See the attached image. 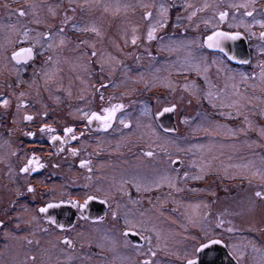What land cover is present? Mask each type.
Segmentation results:
<instances>
[{"label": "flooded vegetation", "instance_id": "1", "mask_svg": "<svg viewBox=\"0 0 264 264\" xmlns=\"http://www.w3.org/2000/svg\"><path fill=\"white\" fill-rule=\"evenodd\" d=\"M145 1L155 5L163 4L168 8V25L157 32L158 39L147 45L141 41L142 46L134 50L129 44L124 51H132L133 55L119 56L122 63L114 65V71L106 63V70L101 73L99 64L94 63L90 70L91 75L85 74L86 83L83 87L87 89L85 95L89 100L92 99V86L99 87L102 82L109 85L102 89L105 102H108V97H114L112 103L125 105L117 113L118 119L113 121L111 128L104 131L97 122H93L91 129H86L84 122L73 120L67 114V100L60 106L58 124L75 125L77 135L81 131L85 135L81 138L83 143L69 141L63 152H58L59 142L49 144L46 135L42 138L37 133L34 140H29L22 135L9 136L7 130L0 127V264H140L141 260L148 257L140 255L139 252H146L148 245L135 235H130L127 238L128 243H125V238L121 235L124 217L142 224L144 234L151 236L153 248L157 250V256L152 259L164 264L166 261L177 260L175 255H166V252L182 254L183 249L192 243L191 240H185V236L198 229L188 223L189 218L200 220L209 211L211 215L206 221H202V226L214 228L218 217L224 220L223 227L217 231L221 233L226 244L234 246L240 260L237 262L231 257L237 264H264V200H259L254 195L255 191L264 189V185L258 179L249 183L245 177L250 173L244 172V166L264 164L261 159L264 148L257 147L256 144L249 147L245 143L253 140L261 142L255 132H249L247 136L238 135L235 141L225 138L227 128H236L239 122L225 119L218 114L221 111L225 114L234 112V109L221 107V104H230L232 100L239 99L240 96L234 95L236 89H239L241 96L259 98L254 99L253 103L264 108V87L259 76V64L264 61V41L259 38V33L264 28L254 24L251 31L255 35L251 37L243 26L229 28L230 24H238L241 19L249 24L253 20L264 21V0H256L253 17H244L243 8L237 12L236 9L228 7V4L243 3L245 0ZM41 2L68 7V0H27V3ZM123 2L124 5H133L132 0H117L118 5ZM205 3L215 7L198 12L194 22L190 24L186 19L187 13ZM4 4L9 7L5 8ZM187 4L193 7H182ZM22 7H25V0H0V44H3L4 37L9 34L7 26L10 24H16L18 28L21 25L36 27L30 23L31 16L21 18L15 14ZM117 7L113 11L110 8V14L102 15L103 17L98 14H81L77 9L73 20L67 25L66 39L71 42L92 39L90 34L75 33L72 25L95 22L102 26L108 36L123 45L124 41L120 37L125 30L130 40L132 27H137L139 33L144 35L149 24L158 19L155 8L141 7L134 10L140 13L138 16L133 12L128 18L129 8H126V14L118 19L115 15ZM221 10L229 12L225 22L220 24L221 30L242 33L241 39L246 43L249 62L240 64L228 61L227 72L217 73L215 66L210 69L211 91L219 96L214 101L217 105L214 109L207 99H201L198 103L196 96L183 92L180 86L195 81L200 93L208 90L195 72L187 71V65L191 61L203 60L211 64L213 60L222 58L218 50L198 46L202 34L206 32L202 21L218 17ZM145 11L153 13L149 21L143 19ZM233 13L236 14V19H233ZM68 15L73 16V13L69 12ZM60 18L58 17L57 22ZM101 22L109 24L103 26ZM197 23L199 28L195 26ZM174 24L177 26L173 27ZM31 35L34 36L35 32ZM159 37H164L163 42ZM30 46L31 41L15 47L18 50L20 47ZM225 46L229 52L234 50L229 41L225 42ZM87 50L90 52L92 49ZM96 50L103 53L105 61L109 53L119 55L115 53L109 39H105L103 44H97ZM38 51L39 46L34 49V53ZM65 54L71 55L67 51ZM3 55L10 56L11 49L6 53L0 52V65L4 63ZM43 59L44 57L36 56L34 60L15 65L21 69L20 78L28 81L34 69L41 67ZM243 76L249 79L244 80ZM16 78L15 71L0 72V94L7 95L9 90L6 85L9 82L14 84ZM168 83L177 86L176 97L183 96L182 102L190 105L188 113L181 105L173 112L175 131H165L155 117L158 106L155 97L164 96L168 101L173 99L168 89L163 86ZM79 87V82H75L71 105L83 107V103L75 98ZM44 98L47 100L46 94ZM12 102L14 106V98ZM97 103L98 100L89 107L95 108ZM146 107L151 110L150 115L143 114ZM3 111L0 109V113ZM251 118L254 122L264 124V118L258 115ZM120 119H124L130 127L124 128L119 122ZM184 120L187 124L182 122ZM4 123H8V118L0 116V124ZM221 125L225 127H219ZM20 127L36 131L28 123H21ZM177 133H181L189 141L180 143L176 138L174 141H165L166 138L174 139L173 135ZM182 144L187 147L181 146ZM70 147L79 149L76 156L68 154L67 149ZM33 149L47 166L31 176L19 175L18 166L25 162L24 153L30 154ZM181 149L188 150V154H184L186 158L180 153ZM13 151H18V156H12ZM146 151H152L154 155L148 157L144 155ZM49 153L52 155L49 156ZM82 159L90 161V164L81 168L79 165ZM173 160L177 163L173 164ZM51 163H59L61 166L53 169ZM199 166H205L208 170V175L202 181H177L175 188L163 181L164 177H182L184 172L194 174ZM229 166L233 168L230 170ZM88 167L92 169L90 173ZM40 181L43 183H39ZM27 184L36 188L35 195L26 192ZM86 184L93 192L99 188L102 190L101 195L104 192L110 193L111 208L98 201L90 202L88 220H78L74 210L68 208L38 213L40 206L57 201L62 193L64 199L69 198L68 193L73 198L82 195ZM137 186H140L139 192ZM192 187L210 189L215 196L208 191L192 192L189 190ZM146 188L150 190L145 191ZM17 191L20 195H17ZM206 203L210 208L204 207ZM113 209L118 213V221L112 219ZM34 215L36 220L32 219ZM48 215L64 224V229L48 224L44 218ZM184 225H187V232ZM228 227H232L234 231L229 233ZM64 237L71 239L74 246L62 244L60 241ZM219 248H225L229 252L221 244L216 245L218 254ZM216 257L218 260L223 259L222 256Z\"/></svg>", "mask_w": 264, "mask_h": 264}, {"label": "snow or ice", "instance_id": "2", "mask_svg": "<svg viewBox=\"0 0 264 264\" xmlns=\"http://www.w3.org/2000/svg\"><path fill=\"white\" fill-rule=\"evenodd\" d=\"M256 0H245L243 3H231L228 4L229 8H234L237 12L243 8L244 17H253L255 12ZM5 8H8V4H4ZM125 8H132L135 10V5H125ZM139 7L144 9L156 8L158 13V19L154 22H151L147 27L146 34L141 35L137 27L131 28L130 40L127 35V31L121 35L120 39L124 41L121 45L117 40L112 39L107 33L103 30L102 26L98 25L95 22L88 24H73L72 29L75 33H84L90 34L92 39H81L76 42H71L66 39L67 25L74 18V14L77 12V9L81 14L88 12L93 13L101 8L99 0H68V7H63L62 4H46V3H27L25 0V7H22L16 10L15 14L18 17L31 16L30 23L35 25V28H29L26 25H21L19 28L16 24L8 25L9 34L4 37L3 44H0V52L6 53L11 49V55H3L4 63L0 65V72L2 71H15L16 80L9 82L6 87L9 90L7 95L0 94V109H3V113H0V116L7 117L8 123L0 124V127H3L7 130L9 136L13 135H22L29 140H34L37 136V133L43 138L45 135L47 137L49 144H55L59 142L58 152L64 151V146L69 143V141H77L83 143L81 138L85 135V132L81 131L77 135V129L75 125H70L65 123L60 126L58 124L60 106L64 100L69 101L68 105V115L73 118V120H80L84 122L86 129H91L93 122H97L100 129L107 131L112 127L113 121L118 119L117 113L124 109L125 105L123 103H112L111 101L115 99L114 97H108V102H105V96L102 89L109 87L108 84L99 83V87L92 86V99L89 100L85 92L87 89L83 87L86 83L85 74L91 75V67L94 63L99 64V70L103 73L107 67L114 71V65L122 63L119 59V56H131L133 55L132 51L125 52L124 48L129 47V44L133 46V50L136 47H141V41L144 45L150 44L152 41L157 40V32L166 28L168 25V8L165 5H155V4H140ZM185 9L192 8L191 4L182 6ZM212 4L205 3L202 7L196 8L194 11L188 12L186 19L191 24L194 22V17L197 16L198 12H203L208 8H214ZM251 8V10H249ZM27 9V10H25ZM44 9L47 11L45 12ZM103 13H108L110 10V5H103ZM119 11V7H117ZM73 13V16L68 15V13ZM11 15V13H9ZM153 13L151 11H145L143 14V19L149 21ZM215 16V14H214ZM229 16V12L221 10L218 13V17L204 19L202 22L206 27V32L202 34L201 41L198 46L205 47L207 49L218 50L222 54V58L219 60H213L211 64L207 60L203 61H191L187 65L188 72H195L198 78L204 81V84L207 86L208 90L200 93L198 86L195 81L191 83L184 84L180 86L183 92H188L190 95L196 96L197 102L199 103L201 99H207L212 108H216L217 105L214 102L216 99H219V96L214 94L211 91L210 84V69L215 66L217 73L227 72L228 61H235L240 64H247L249 61L245 59H237L233 54H230L226 49V41H237L241 39L242 33L239 31L231 32L221 30L220 24H223L226 18ZM58 17L59 22H57ZM177 19H180V16H177ZM233 19H236V14L233 13ZM254 24H258L261 28H264V21L253 20L252 23H245L242 19L238 24L229 25L231 27H244L245 32L249 37L254 36L255 33L251 31V28ZM177 25H173L176 27ZM199 28V23L195 25ZM32 32H35V35H31ZM259 38L261 41H264V31L259 33ZM105 39L111 41L112 47L115 50V53L119 55L109 53L107 56V61L103 58V53H98L96 50L97 44H103ZM160 41L163 42L164 37H159ZM31 41L30 47H20L16 49L17 44L28 43ZM196 43V41H193ZM71 45V46H70ZM81 45L85 46L84 48ZM39 46V51L34 53V49ZM87 48L92 50L89 52ZM70 52L71 55H66L65 53ZM36 56L44 57L42 65L39 69H34L32 77L28 81H25L20 78L21 69L15 67V65L20 64L22 61L27 63L29 60H34ZM13 62H15L13 64ZM11 66V67H10ZM260 80L261 85L264 87V61H261L260 64ZM184 74V73H178ZM232 78V77H229ZM244 80H248L249 77L243 76ZM67 79V84L65 80ZM252 79H255L253 77ZM75 82H79V92L76 95V99L83 103V107L71 105L73 99V86ZM166 89H168L169 95L173 97L172 100H165L164 96H156L155 101L158 105L155 117L159 119L164 116L166 113H173L179 106V103L183 101V96L177 98V86L172 84H164ZM145 87H148L145 84ZM45 94L47 95V100H45ZM97 94H99L97 96ZM236 96H240L239 99H234L230 104H221V107H229L234 109V112H229L225 114L223 111L218 114L221 117L229 120H236L239 122L236 128L228 127L226 133H224L225 138L236 140L238 135L247 136L249 132H255L259 137L261 142L255 140L251 143L245 141L249 147L252 144H256L257 147L264 148V124H259L254 122L251 118L254 115H258L261 118H264V108H261L259 105L253 103L254 99H259L257 97H244L239 93V89H236L234 93ZM13 98L16 103L13 106ZM98 100L95 108L89 107V105L95 103ZM48 101H51L49 103ZM191 101H189L190 103ZM151 110L149 108L144 109V115H150ZM30 113V114H28ZM120 124L124 128H129L130 125L125 122L124 119L119 120ZM186 122V121H182ZM21 123L31 124L32 127H35L36 131L28 128L24 130L20 127ZM11 125V126H9ZM219 127H225L223 125ZM165 131H174V129L166 128ZM70 156H76L79 149L76 147H70L67 149ZM12 156H18V151H13ZM49 156L52 153L48 154ZM144 155L151 157L154 155L152 151H146ZM261 159L264 160V156H261ZM23 160L25 161L18 166V174L23 176H31L35 172L43 170L47 165L42 160L41 156L37 155L36 150L33 149L32 152L24 153ZM173 164H176L177 161L173 160ZM90 164L88 160H81L80 167L84 168ZM61 165L59 163H51L53 169L59 168ZM247 167V166H245ZM11 172V168L9 169ZM92 171L91 167H88V172ZM208 175V170L205 166H199L198 171L194 174H189L184 172L182 177H164L163 181L167 182L170 187L175 188L177 181H202ZM249 180V183L253 179H258L262 185H264V168H257L254 171H251L249 176L245 177ZM90 179V177H88ZM39 183H43L40 181ZM26 192L32 195L36 194V188L32 184H27ZM159 187V182L157 183ZM85 191L82 195L72 197L71 193H68L69 198L64 199L63 193L61 197L55 202H47L38 208V213L44 214L48 213L50 209H62L68 208L74 210V214L78 217V220H88L90 217L87 214L90 202L98 201L102 205H106L111 208L110 198L111 194L104 192L101 195V189L97 188L94 192L90 189L89 185L84 186ZM122 190V185L121 189ZM140 186H137V191L139 192ZM150 189H145L149 191ZM178 191L182 189H177ZM192 192L197 191H208L211 195L215 196L214 192H211L210 189H197L192 187L189 189ZM17 195H20V192L17 191ZM255 197L259 200H264V189L257 190L254 193ZM205 208H210L209 204H204ZM211 215V212L204 213V216L200 220H194L189 218L188 223L198 231L190 233L185 236V240H191L192 243L186 246L181 253H169L166 252V255H175V258L181 262V264H220L217 257L213 255L215 249L214 246L223 244L224 247L229 249L228 255L232 256L234 259L239 262L240 256L234 251V246L226 244L221 236V233L217 229H221L224 225V220L217 218L215 227H204L202 226V221H206ZM111 216L113 221H118V213L115 209L111 211ZM48 224L59 227L61 230L64 229V224L58 223V221L48 215L44 217ZM33 220H36V216L32 217ZM18 226V225H17ZM187 232V225L183 226ZM47 231V229H43ZM227 231L229 233L233 232L232 227H228ZM81 235V233H77ZM121 235L125 238V243H128L127 238L130 235L139 236L141 240L145 241L148 245L146 252H139L140 255H146L148 258L141 260L140 264H161V262L156 261L152 258L157 256V250L153 248L151 236L145 235L142 230V224L138 221L130 219L128 217L123 218V229L121 230ZM62 244L73 247V241L67 237H64L60 241ZM157 249L159 245L156 246ZM71 260V257H69Z\"/></svg>", "mask_w": 264, "mask_h": 264}, {"label": "rangeland", "instance_id": "3", "mask_svg": "<svg viewBox=\"0 0 264 264\" xmlns=\"http://www.w3.org/2000/svg\"><path fill=\"white\" fill-rule=\"evenodd\" d=\"M132 2H133V5H135L136 7H139V5L140 4H150V3H148L147 1H145V0H132ZM100 5H101V8L99 9V10H97V11H95V12H93V13H88V12H85V14H98V15H106V16H108L109 14H110V11L108 12V13H103V5L104 4H108V5H110V8H111V10L112 9H115L116 7H117V5H118V3H117V0H111V1H109L108 2V0H100ZM125 5H124V2L123 3H121V4H119L118 5V7H119V11H117L116 10V12H115V15L117 16V18L118 19H120V17L121 16H124L125 14H126V8L124 7ZM135 7V8H136ZM113 11V10H112ZM134 11L132 10V8H129L128 9V12H127V17L128 18H130V15H131V13H133ZM155 12H157V10H156V8H155ZM135 13V15L136 16H138L140 13L139 12H137V11H135L134 12ZM103 17V16H102ZM108 22H101V24L103 25H108L107 24ZM103 25V26H104ZM105 28V27H104ZM49 102V101H48ZM49 103H51V102H49ZM179 105H181V108L182 109H184L185 110V112L186 113H188L190 110V105L189 104H187L186 102H180L179 103ZM158 107V106H157ZM185 119V118H184ZM184 121H186V120H184ZM184 123V122H183ZM183 123H182V125H183ZM185 124H187V122H185ZM180 134V135H179ZM178 136H180V139H179V137ZM167 137V136H166ZM173 137H174V139H165V141H167V140H169V141H174L175 140V138H176V141H179L180 143H185V142H188L189 140H187V139H184L183 138V135L181 134V133H177L176 135H173ZM181 146H183V147H187V146H184L183 144L181 145ZM180 153L181 154H183L182 156H184L185 158H186V156L184 155V154H188V150H183V149H181V151H180ZM207 153V152H206ZM234 167H235V165H234ZM233 168V166H229V169L231 170ZM257 168H264V164H260V165H255V166H247V167H245L244 166V172L245 173H251V171H254V170H256ZM246 181H248V180H246ZM178 253H181V252H178ZM164 264H181V262L179 261V260H175V261H171V262H164Z\"/></svg>", "mask_w": 264, "mask_h": 264}, {"label": "water", "instance_id": "4", "mask_svg": "<svg viewBox=\"0 0 264 264\" xmlns=\"http://www.w3.org/2000/svg\"><path fill=\"white\" fill-rule=\"evenodd\" d=\"M229 42H231V44H233V47H234V50L229 52L230 54L235 55L237 59L248 60V51H247L246 43L242 39H239L238 41H234V42L233 41H229ZM212 50H215V49H212ZM232 62H235V61H232ZM173 114L174 113H166L164 116L158 119L161 126L164 129L170 128V129H174V131L176 130ZM214 249H215L213 253L214 256L218 255V256L223 257V259L218 260L220 264H237V262L234 261L230 255H228L225 248H222V249L219 248L220 254L216 252V246H214Z\"/></svg>", "mask_w": 264, "mask_h": 264}]
</instances>
